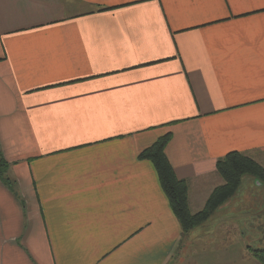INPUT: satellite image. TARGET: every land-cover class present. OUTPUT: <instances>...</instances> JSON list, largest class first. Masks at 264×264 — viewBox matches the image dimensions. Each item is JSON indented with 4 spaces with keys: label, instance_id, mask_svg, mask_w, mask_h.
<instances>
[{
    "label": "crops",
    "instance_id": "1",
    "mask_svg": "<svg viewBox=\"0 0 264 264\" xmlns=\"http://www.w3.org/2000/svg\"><path fill=\"white\" fill-rule=\"evenodd\" d=\"M239 152L264 168V0H0V264H261L264 183L183 234Z\"/></svg>",
    "mask_w": 264,
    "mask_h": 264
},
{
    "label": "trees",
    "instance_id": "2",
    "mask_svg": "<svg viewBox=\"0 0 264 264\" xmlns=\"http://www.w3.org/2000/svg\"><path fill=\"white\" fill-rule=\"evenodd\" d=\"M171 139L172 135L169 133L161 137L140 154V159L153 163L163 192L169 200L183 234L203 226L220 206L238 194L242 188L243 178L251 177L264 183V168L261 165L242 153L231 152L216 165L217 173L224 184L213 191L201 211L192 213L189 206V186L186 181L177 178L165 154ZM6 168L7 164L1 159L0 154V175L4 183L12 189L11 181L5 177ZM251 253L256 260L264 264L263 249H254Z\"/></svg>",
    "mask_w": 264,
    "mask_h": 264
},
{
    "label": "rangeland",
    "instance_id": "3",
    "mask_svg": "<svg viewBox=\"0 0 264 264\" xmlns=\"http://www.w3.org/2000/svg\"><path fill=\"white\" fill-rule=\"evenodd\" d=\"M225 204H226V203H225ZM225 204H224V205H225ZM224 205L220 206V208H222Z\"/></svg>",
    "mask_w": 264,
    "mask_h": 264
}]
</instances>
